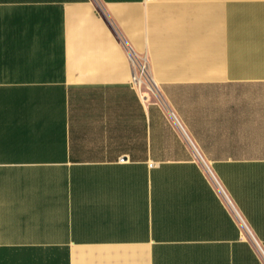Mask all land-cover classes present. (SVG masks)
I'll return each mask as SVG.
<instances>
[{"label":"crops","instance_id":"crops-1","mask_svg":"<svg viewBox=\"0 0 264 264\" xmlns=\"http://www.w3.org/2000/svg\"><path fill=\"white\" fill-rule=\"evenodd\" d=\"M0 264H264V0H0Z\"/></svg>","mask_w":264,"mask_h":264},{"label":"built area","instance_id":"built-area-1","mask_svg":"<svg viewBox=\"0 0 264 264\" xmlns=\"http://www.w3.org/2000/svg\"><path fill=\"white\" fill-rule=\"evenodd\" d=\"M145 66L143 64L136 63V69L134 70V77L133 80L136 84L141 85L145 80ZM151 88L154 92H156V86L151 85Z\"/></svg>","mask_w":264,"mask_h":264},{"label":"bare ground","instance_id":"bare-ground-1","mask_svg":"<svg viewBox=\"0 0 264 264\" xmlns=\"http://www.w3.org/2000/svg\"><path fill=\"white\" fill-rule=\"evenodd\" d=\"M145 89V88H144ZM198 154V153H197Z\"/></svg>","mask_w":264,"mask_h":264}]
</instances>
